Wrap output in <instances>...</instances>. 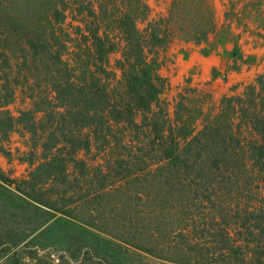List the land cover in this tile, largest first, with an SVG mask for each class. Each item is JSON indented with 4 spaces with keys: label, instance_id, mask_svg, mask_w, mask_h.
Segmentation results:
<instances>
[{
    "label": "trees",
    "instance_id": "trees-1",
    "mask_svg": "<svg viewBox=\"0 0 264 264\" xmlns=\"http://www.w3.org/2000/svg\"><path fill=\"white\" fill-rule=\"evenodd\" d=\"M238 1L222 2V23L214 0H173L168 15L155 18L147 0L52 4L51 28L25 35L18 56L0 51V144L14 132L28 137L33 188L57 183L59 212L74 198L163 168L164 183L181 185L182 194L188 186L195 205H223L238 219L240 238L226 230L223 251L240 256L237 264H264V74L223 95L217 110L191 86L171 110L163 96L173 87L158 72L160 50L177 32L238 52L250 33L242 24L250 2ZM139 21L147 22L142 30ZM227 186L233 199L218 204Z\"/></svg>",
    "mask_w": 264,
    "mask_h": 264
},
{
    "label": "rangeland",
    "instance_id": "rangeland-1",
    "mask_svg": "<svg viewBox=\"0 0 264 264\" xmlns=\"http://www.w3.org/2000/svg\"><path fill=\"white\" fill-rule=\"evenodd\" d=\"M58 1L0 0V51L18 56L25 35L51 28L48 10ZM172 1L147 0L151 18L167 16ZM227 1L214 0L220 23L225 11L222 2ZM248 2L242 24L250 33H242L238 52L234 53L233 43L221 44L214 37L210 43L195 45L179 32L171 44L160 50L158 72L173 87L163 96L171 103V110L187 86L205 91L206 106L217 110L223 95L241 93L264 74V36L251 33L264 34V0H240L239 7ZM146 24L139 21V29ZM21 104L19 99L10 109L17 112ZM28 143V137L14 132L8 142L0 144V168L7 179H0V264L240 261V256L235 258L228 248L222 250L226 230H230L232 238H240L238 219L227 214L223 205L217 209L195 205L188 186L184 188L186 194H182L181 185L164 183L167 172L163 168L123 181L91 198H74L75 202L66 203L67 207L59 212L55 209L59 208L57 183L33 188L30 173L35 166L25 161L30 158ZM234 190L228 186L221 190L218 204L232 201ZM222 252H227L226 256Z\"/></svg>",
    "mask_w": 264,
    "mask_h": 264
}]
</instances>
